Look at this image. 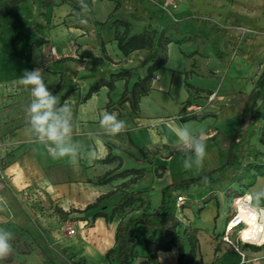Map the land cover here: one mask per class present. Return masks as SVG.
<instances>
[{"label": "rangeland", "instance_id": "374dc122", "mask_svg": "<svg viewBox=\"0 0 264 264\" xmlns=\"http://www.w3.org/2000/svg\"><path fill=\"white\" fill-rule=\"evenodd\" d=\"M9 1L6 0L0 4V52L2 47L10 44L18 46L24 43L33 47V45L46 43L44 38L49 36L44 32L47 29L53 28L51 33L53 38H62L64 30L60 32L59 29L55 30V27L75 28L79 26L82 18L90 21L95 3L98 4L96 8L99 15L107 13V3L100 5L97 3L99 1H111L115 7L117 2H120L121 8L126 6V3H130L131 6L126 7V15L129 16L135 12V24L130 22L131 34L134 28H139L138 33H141L144 30L159 32L170 27L171 30L167 35L172 41L171 44L177 45L188 59V64L195 61V65L185 81V84L192 88L184 86L188 97L183 102L179 118L172 116L164 121L173 124L177 120L182 126L190 123L196 128H201V131L205 133L206 157L212 158L214 163L212 165L211 160L204 161L199 169L206 167L204 163L207 162L212 165V170L225 166L230 142L241 123L243 114H246L243 129L248 139L243 147V160L236 176V180L240 183L219 185L218 191L212 193L211 196L214 199L210 202L215 204L218 211L220 207L217 201L220 196H224L227 217L232 216L237 199L234 198V194L251 193L252 186L245 179V170L250 165H261L264 158V143L261 141L262 133H264V105L260 107V102L256 101L257 104L245 109L249 94L264 86V0H154L157 1L155 4L150 0H85L90 11L82 16L71 13L67 18L55 12H52L49 17L47 11L50 8L54 11L55 8L63 5H69L71 8L73 5L79 6L78 0H31L26 7L28 13L25 14H28L32 21L21 22L22 30L17 28V24L21 21L18 17H21L22 11L6 10ZM24 1L23 3H27L29 0ZM115 7L113 13L121 10L120 8L115 11ZM143 8L146 9L149 19L144 27L140 15ZM47 16L48 19H46ZM119 30L123 32L124 29ZM123 69L135 71L131 76V82L129 80L127 84L125 82L123 87H120L121 90L126 91L141 76L138 68L133 67L120 66L116 72ZM11 75L12 72L0 71V93L11 91L20 93L16 99H12L13 104L4 107L7 116L10 117L26 112L28 103L32 99L30 87L16 82L17 78ZM158 80L157 72L151 82L152 88ZM165 93L169 94L167 91ZM178 96L181 97L180 94ZM165 102L171 101L166 99ZM124 103L121 97L118 105L122 106ZM171 107L174 110L176 108L174 104ZM256 110L259 111L260 117L258 121L253 122L251 114ZM133 112L137 113L134 110ZM22 123L23 121H19L18 125ZM8 133L0 129V138ZM199 133L200 131H196L194 134ZM173 150L181 149L175 144H164L161 150L163 155L148 151V168H153L151 156L160 155L161 159L169 161L172 157L169 159L167 157ZM162 166L166 167L162 178L164 184L183 180L181 175H185V169L181 159L176 158L173 162H165ZM157 167H154L142 181L143 186L153 187L157 179L154 169ZM196 168L194 166L195 170ZM187 171L189 173L190 169ZM231 172V168L227 169L226 175ZM201 183L204 184V181ZM129 187L128 184L121 183L112 192L123 193ZM132 190H134L133 187ZM179 194L187 198V205L177 212L180 217V213L188 217L193 215L197 217L199 213L205 212L206 206L210 204L203 205V200L210 195V190L201 186L179 191ZM195 198L199 199L202 210L192 205ZM161 201V190L156 192L152 188V191L145 195L144 203L147 204L148 210L156 211ZM19 205L20 212L16 214L19 221H14L11 215L7 218L8 221L5 217H2L3 219L0 217V229L10 231L14 235L11 241L14 251L6 259L0 260V264H8L10 260L12 264H96L100 262L96 251L111 246L115 240L114 227L97 226L96 222L91 220L92 212L81 213L83 210L63 207L39 191L32 193L25 190ZM206 214L209 213L206 211ZM224 229L225 226L216 234L222 237ZM215 239V248L219 253L239 255L242 259L241 264H264V246L257 247L241 243L242 253L239 254L225 246L221 238ZM244 240L250 241L245 237ZM247 251L257 254H247ZM43 253L47 258L43 257ZM103 264H107L106 259Z\"/></svg>", "mask_w": 264, "mask_h": 264}, {"label": "crops", "instance_id": "0c3cea01", "mask_svg": "<svg viewBox=\"0 0 264 264\" xmlns=\"http://www.w3.org/2000/svg\"><path fill=\"white\" fill-rule=\"evenodd\" d=\"M150 2L155 4L157 1L150 0ZM30 3L31 0L11 8V11L15 9L22 11L21 17H18L21 21L17 24V28H20L21 22L32 21L29 15L25 14L28 13L26 7ZM97 3L100 5L107 3V13L99 15L96 8L98 4L95 3L94 12L86 24L79 23V26L75 28L55 27V30L59 29L60 32L64 30L62 38H53L52 28L44 32L49 36L44 38L46 43L33 45V47L24 43L18 46L10 44L1 49L0 71L12 72L11 76L18 80L16 82H20L25 71L37 68L43 70L45 83L49 90L57 95L61 105L67 103L72 109L74 127L72 141L79 146L75 163L70 156L54 157L49 148L36 142L29 132L26 112L7 116L4 107L13 104L12 99H16L20 93L15 91L0 93V129L9 132L0 138V213L2 214L0 217H5L7 221L10 215L13 216L14 221H19L16 214L20 212L19 202L25 190L32 193L39 191L63 207L84 210L100 197L115 191L121 183L130 186L127 190H132V187L134 190L147 188L142 185V181L146 179L149 172L153 171L154 167L163 165L165 162H173L176 158L184 161L181 156H174L169 161H164L160 156L163 155L161 150L164 144L178 145L177 137L172 130L183 126L177 120L173 124L166 123L164 120L172 116L179 118L183 102L188 97L184 87L185 81L195 65V61L188 64V59L177 48V45H169L168 63L158 71L159 80L149 95L140 99L137 113L133 112L130 102H125L122 106L118 105L125 92L120 87H123L125 81L117 82L112 92L104 86L89 100H82L95 84L94 76L98 78L106 74L108 80L110 74L115 73L120 66H126L127 68H138L143 78L149 66H139L145 60L146 51H137L126 57L117 47L112 21L124 18L134 25L135 12L129 16L126 15V7L131 6L130 3H126V6L116 13H113L115 6L111 1ZM47 12L49 17L52 12H55L67 18L72 13V8L69 5H63L55 8L54 11L50 8ZM146 12L143 8L140 14L143 27L149 22ZM15 32L19 33V31ZM138 32L139 28H134L132 34ZM105 55L111 59V62L105 59ZM58 86H60L59 89H57ZM74 86L76 91L61 102L62 97ZM166 91L169 94H166ZM179 94L181 97L178 96ZM166 99L171 101L169 102L171 105L165 102ZM172 103L176 107L175 110L171 107ZM105 111L116 114L118 119L124 120L127 130L116 137L107 135L99 125L101 113ZM19 121L23 123L18 125ZM185 126L193 133L201 131V128H196L190 123H186ZM141 150L145 153L155 151L160 154L151 156L153 168H148L147 157L149 156L142 155ZM110 154L122 161L121 167H119L120 160L105 162ZM208 160H211L213 165L212 158L205 157L204 161ZM207 163H204L206 167L203 169L191 168L189 173L183 167L185 175H181L182 179L192 178L212 170V165ZM117 168L120 169L117 170ZM131 169H145L147 172L143 178L135 180L132 184L131 180L136 178L132 175L118 178L107 185L95 184L98 178L109 172L120 173ZM172 183L174 182L164 184L163 179H156L152 188L157 192ZM260 190H264V176L257 177L250 192ZM195 199L192 205L200 210L202 206L199 199ZM217 203L220 207L218 211L215 204L210 203L206 206L205 212L199 213L197 217L195 215L188 217L182 213H180L181 217L177 215L184 224L200 231L199 253L193 264H241L242 259L239 255H225L215 248V238H221L216 232L222 229L228 220L224 205L225 197L220 196ZM261 205L264 206V200L261 201ZM206 211L209 214H206ZM119 222L120 220L116 218L112 223L107 224L105 219L99 218L96 224L101 228L107 225L113 226L116 234ZM260 230L261 228L251 226L243 233V236L252 242L261 243ZM114 243L115 240L111 246L96 251L100 260L96 264L104 263L105 255ZM259 245L264 246V241ZM246 253L257 254L252 251ZM143 260L140 259L139 262ZM158 264H179L178 251L173 249L170 252H160Z\"/></svg>", "mask_w": 264, "mask_h": 264}, {"label": "trees", "instance_id": "16d2710c", "mask_svg": "<svg viewBox=\"0 0 264 264\" xmlns=\"http://www.w3.org/2000/svg\"><path fill=\"white\" fill-rule=\"evenodd\" d=\"M6 0H0V4ZM25 2L24 0H10L6 10ZM121 8V3L117 2L115 11ZM80 6H72V14L80 13ZM130 21L126 19H114L112 28L115 29V40L119 51L126 57L137 51H146L145 60L140 64V67L147 66L146 75L138 79L130 90H126L122 95L124 102H130L132 109L135 112L139 111V101L142 97L149 95L151 92V82L155 74L167 64L168 46L172 43L168 32L170 27L159 32H150L144 30L141 33H130ZM123 28V32H120ZM105 59L111 62V59L105 55ZM134 71L132 69H123L115 73H111L109 79H106V74H102L96 78L95 84L89 89L88 93L82 99L89 100L94 94H97L102 87H107L110 92L115 90L116 83L125 81L126 84L131 79ZM188 88H192L186 84ZM58 86L57 89H59ZM76 91V87H71L62 97L61 102L65 101ZM260 102V107L264 105V86L253 90L245 105V109ZM246 114H243L241 123L237 127L235 134L230 142L228 156L225 166L204 172L196 177L183 179L172 183L161 190L162 201L156 211L148 210L147 204L144 203L145 195L152 191L151 187L140 190H127L123 193L111 192L100 197L95 203L87 206L81 213L92 212L91 220L96 222L97 219H105L107 224L112 223L116 218L120 220L116 229L114 246L109 249L105 255L107 264H158V255L160 252H170L176 249L179 253V264H193L199 253V229L193 228L184 224L177 217L176 200L179 196V191L189 190L192 187L201 186L210 190V195L203 200V205L206 206L214 198L212 193L218 191V186L221 184L235 182L236 176L240 171V164L243 160V147L246 144L248 137L243 129ZM260 114L256 110L251 114L253 122L259 120ZM261 141L264 143V133H262ZM142 155H146L144 150H141ZM173 156L184 157L181 150H173L167 159ZM120 160L117 157H112L111 154L105 160L106 163ZM122 161L120 160L119 167ZM231 168L232 172L226 175V170ZM120 168H117V170ZM161 170V172L159 171ZM116 171V170H115ZM166 171L165 166H158L154 172L157 179L164 177ZM145 169H131L120 173L109 172L98 178L95 182L97 185H107L112 181L132 175L136 177L131 180V184L139 178H143L146 174ZM245 179L251 186L254 185L258 176H264V165H250L245 170ZM204 181V184L201 182ZM239 194H234V198H238ZM187 203L182 207L184 208ZM202 210V208H201ZM229 219V218H228ZM27 254V253H26ZM43 257L47 258L43 253ZM12 264V261H8Z\"/></svg>", "mask_w": 264, "mask_h": 264}, {"label": "clouds", "instance_id": "9594fccd", "mask_svg": "<svg viewBox=\"0 0 264 264\" xmlns=\"http://www.w3.org/2000/svg\"><path fill=\"white\" fill-rule=\"evenodd\" d=\"M78 3L81 12L77 15L82 16L90 11L85 0H78ZM80 23L86 24L87 19L82 18ZM20 83L30 87L32 99L25 115L28 120V130L35 141L47 146L54 157L70 156L75 163L79 146L72 141L74 127L71 107L67 103L61 105L57 95L49 90L42 69L25 71ZM99 125L112 137L127 130L124 120L106 111L101 113ZM172 131L184 153V168L202 167L206 157L205 133L200 131L199 134H194L187 126L176 127ZM248 199L253 202L250 209L251 216L259 223L260 218L264 217V206L261 205V201L264 200V190L249 194ZM13 239L12 232L0 229V260L6 259L14 251L11 243Z\"/></svg>", "mask_w": 264, "mask_h": 264}, {"label": "built area", "instance_id": "2783aa9c", "mask_svg": "<svg viewBox=\"0 0 264 264\" xmlns=\"http://www.w3.org/2000/svg\"><path fill=\"white\" fill-rule=\"evenodd\" d=\"M264 165V158L263 163ZM249 194H242L235 200V211L232 216L227 220L225 223V229L223 235L221 237V242L227 246L228 248L232 249L234 252L241 254V243L253 245L257 247H262L259 244L252 243L250 241H245L242 237L241 231L243 228H246L248 223L245 218H242V212H247L246 214L251 215V206L252 201L248 199ZM187 198L184 196H179L176 200V209L181 210L182 207L186 204ZM248 218V216H246ZM259 224H262L264 227V221L262 217L260 218ZM235 238H234V237ZM260 236H264V232H260ZM264 241V239H263Z\"/></svg>", "mask_w": 264, "mask_h": 264}, {"label": "bare ground", "instance_id": "6f19581e", "mask_svg": "<svg viewBox=\"0 0 264 264\" xmlns=\"http://www.w3.org/2000/svg\"><path fill=\"white\" fill-rule=\"evenodd\" d=\"M246 213L247 212H242V218H245L248 223L247 227L243 228L241 231L242 237H243V233L246 232L251 226L261 228L260 232H264V227L262 226V224H259L256 219H254L250 214H246ZM246 216H248V218ZM262 220L264 221V217H262ZM263 239H264V236L262 237V240H261L262 242H263Z\"/></svg>", "mask_w": 264, "mask_h": 264}]
</instances>
